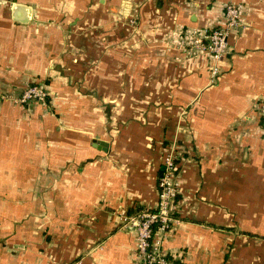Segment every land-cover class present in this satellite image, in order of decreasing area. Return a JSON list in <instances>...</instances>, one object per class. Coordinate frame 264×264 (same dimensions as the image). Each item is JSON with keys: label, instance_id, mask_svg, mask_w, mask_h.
<instances>
[{"label": "crops", "instance_id": "1", "mask_svg": "<svg viewBox=\"0 0 264 264\" xmlns=\"http://www.w3.org/2000/svg\"><path fill=\"white\" fill-rule=\"evenodd\" d=\"M228 1L0 0V264H138L123 219L172 145L169 263L264 264V0H232L218 75L192 47ZM33 82L46 103H16Z\"/></svg>", "mask_w": 264, "mask_h": 264}, {"label": "built area", "instance_id": "2", "mask_svg": "<svg viewBox=\"0 0 264 264\" xmlns=\"http://www.w3.org/2000/svg\"><path fill=\"white\" fill-rule=\"evenodd\" d=\"M240 17L239 3L230 0L224 6L223 20L204 34L195 35L192 47L204 50L212 58V76L219 73L216 63L227 53L228 38L240 25ZM45 96L46 93L42 89L32 87L24 91L22 101L32 97L44 99ZM254 111L259 118H264V95L255 103ZM182 154L183 150L179 145H172L164 153L157 180L156 207L141 209L137 214L125 216L123 219L136 230L135 252L138 264H170L162 241L170 225L177 221L178 173Z\"/></svg>", "mask_w": 264, "mask_h": 264}, {"label": "rangeland", "instance_id": "3", "mask_svg": "<svg viewBox=\"0 0 264 264\" xmlns=\"http://www.w3.org/2000/svg\"><path fill=\"white\" fill-rule=\"evenodd\" d=\"M32 87H37L38 89H42V91H44L46 93L45 98L44 99H40V98H37V97H32V98H29L26 101H22V95H23L24 91H26L27 89L32 88ZM48 95H49V91H48V87H47V85L45 83H43V82H33V83H30V84L26 85L25 87H23L20 90V92L18 93V95L13 98V100L16 103H18L19 105H23V106H28L31 103L36 102V101L45 104ZM6 97H7L6 95H0V98H6ZM138 211H136V213H134L132 215L137 214ZM126 216H128V215H126ZM122 226H124L126 228L130 227V225H127V223L124 220H123ZM171 227H172V225H170L169 230L171 229ZM135 254H136V252H135Z\"/></svg>", "mask_w": 264, "mask_h": 264}, {"label": "water", "instance_id": "4", "mask_svg": "<svg viewBox=\"0 0 264 264\" xmlns=\"http://www.w3.org/2000/svg\"><path fill=\"white\" fill-rule=\"evenodd\" d=\"M16 6H17V7H23V8H25V10H28V8H26L25 5H22V4H18V3H17Z\"/></svg>", "mask_w": 264, "mask_h": 264}, {"label": "trees", "instance_id": "5", "mask_svg": "<svg viewBox=\"0 0 264 264\" xmlns=\"http://www.w3.org/2000/svg\"><path fill=\"white\" fill-rule=\"evenodd\" d=\"M161 171V170H160ZM160 174V173H159Z\"/></svg>", "mask_w": 264, "mask_h": 264}]
</instances>
